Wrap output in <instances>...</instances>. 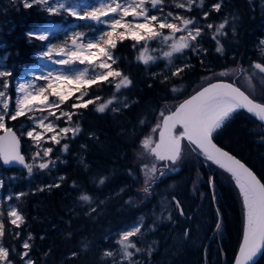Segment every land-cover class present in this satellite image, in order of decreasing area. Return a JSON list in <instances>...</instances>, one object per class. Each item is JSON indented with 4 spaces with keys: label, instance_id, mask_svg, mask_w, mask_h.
<instances>
[{
    "label": "trees",
    "instance_id": "1",
    "mask_svg": "<svg viewBox=\"0 0 264 264\" xmlns=\"http://www.w3.org/2000/svg\"><path fill=\"white\" fill-rule=\"evenodd\" d=\"M215 2L205 0V9ZM220 2L221 12H211L207 21L202 19L200 9L184 14L205 27L208 22L218 25L227 19V35L218 37L223 54L215 51L217 42L211 39L214 29L206 30L202 39V48L207 50L203 63L189 50L169 63L161 56L156 41H149L148 52L159 58L144 65L137 60L144 48L125 41L114 55L119 70L132 84L119 93L114 87H92L90 95L102 99L74 116L73 124H79L81 132L74 140L65 141L70 145L67 153L55 147V167L44 171L34 168L29 176L26 169L5 168L0 162L4 173L0 175V209L6 212L16 207L25 217L24 225L15 230L21 234L19 239L4 237L6 247L22 251L21 241L31 234L35 264H112L102 250L113 244L125 225L143 214L159 226L150 236L158 242V248L149 255L134 252V264L234 263L245 217L231 175L205 160L192 143L185 141L190 148L185 147V156L182 154L174 167L178 170L166 171L163 177L158 172L147 185L149 193H145L140 155L143 140L161 123L159 113H171L209 81L235 82L250 97L264 103V93L257 96L245 80L247 77L252 82L257 76L264 79L257 70L249 71L250 63L264 61V45L260 44L264 40V0ZM66 18L65 13L50 15L39 6L25 9L20 2L0 0V56L5 57L7 69L12 72L11 80L36 64V53L46 44L26 33L46 24L66 22ZM186 61L190 64L182 76L170 74ZM233 70V74L228 73ZM221 72L227 75L221 76ZM108 99H113V104L104 113L96 112L95 107ZM6 123L16 129L15 122ZM19 137L22 153L32 163L29 144ZM215 142L246 163L264 182V126L255 117L245 110L234 113L216 134ZM187 148L191 152L185 154ZM210 178L214 189L209 185ZM53 182L61 186L49 188ZM20 193L25 195L15 199ZM10 195L13 199L6 202L4 197ZM81 195H88L89 201L81 200ZM176 201L182 205L183 216L174 207ZM217 222L222 225L220 231ZM7 227L12 229L10 224ZM13 259L18 261L16 256ZM256 264H264V254Z\"/></svg>",
    "mask_w": 264,
    "mask_h": 264
},
{
    "label": "snow or ice",
    "instance_id": "2",
    "mask_svg": "<svg viewBox=\"0 0 264 264\" xmlns=\"http://www.w3.org/2000/svg\"><path fill=\"white\" fill-rule=\"evenodd\" d=\"M20 2L25 9L39 6L42 11L50 15L66 13L77 21L88 22L83 26L88 31L99 33L97 36L87 38L88 32L74 31L61 43L45 45L46 50L40 53L41 58L65 70L48 71L42 76H37L35 79L40 83H20L16 86L15 81L10 79L11 71H0V132L3 133L0 135V160L6 166L13 163L23 166L29 176L33 174L34 168L44 171L55 167L58 159L53 158L55 147L58 146L62 153L69 151L70 145L65 141L74 140L81 132L79 124H73L74 116L79 110L97 105V101L102 99L100 96L90 95L93 86L114 87L115 92L119 93L132 84L128 76L117 66L114 50L119 44L131 41L133 47L138 45L143 47L144 51L139 53L137 60L144 65L159 58L147 55L146 45L149 41H161L167 45L170 50L163 51L162 55L169 60V63L174 53L181 54L185 50L199 57L203 63L207 50L202 48V39L206 35V30L214 29L215 35L211 39L217 42L215 51L224 53L218 37L227 35V19L218 25L208 22L205 27L195 18L184 14L200 9L202 19L207 21L211 12H221L220 0L209 5L207 9H205V0H102L98 6L79 12L72 5L66 6L65 3H58L56 0H20ZM166 5L170 10L165 12ZM231 31L234 35V26ZM34 39L44 42L49 40V36L38 34ZM260 44L264 45V40H261ZM189 64L190 61H186L183 66L177 67L170 74L182 76ZM76 66L84 67L83 70L75 71ZM252 69L264 74V61L250 63L249 71ZM220 75L224 76L227 73L221 72ZM10 87L17 93L15 97L8 92ZM173 91L175 92L176 89ZM189 99L196 102L193 112L199 118L198 125L193 123L189 113L181 112L177 108L171 114L175 119L169 121V131L163 139L160 138L161 129L155 127L152 131L159 130L158 142H153L151 138L143 140L144 150L155 161L150 166L145 165L147 175L143 190L149 193L150 189L147 185L157 178L158 171L160 177L166 175L162 167L157 166V162L163 166L167 161L171 166L167 172H174L176 169L173 166L181 159L184 142L192 143L200 156L229 173L233 178L242 199L245 217L242 242L234 264H255L254 258L264 254V182L243 162L219 147L215 137L225 123L233 118V114L240 110H245L264 122V103L256 102L235 82L220 80L209 81L205 86L197 89ZM113 102V99H108L107 102L99 103L95 111L104 113ZM65 105L68 106L67 109ZM112 110L117 111L116 108ZM35 112L41 113V116L34 117L32 114ZM159 116L163 123L169 114L160 112ZM19 118L33 121L34 126L23 134L35 146V151L30 157L32 163L26 162V157L21 152L20 137L6 124V120L16 121ZM59 121H63L66 126H61ZM176 129L186 134L179 137V147H176V138L179 135ZM188 137H192V140ZM129 175L132 173L130 172ZM59 179L63 181L64 177L61 176ZM99 183L103 184L104 181L100 180ZM2 184L3 182L0 181V187ZM209 185L214 189L212 178L209 179ZM60 186L59 183L53 182L48 187ZM23 195L25 194L20 193L15 199L19 200ZM7 199L11 201L13 197L10 195ZM80 199L89 201L90 198L88 195H81ZM174 207L181 216L184 215L179 201H176ZM140 219L143 220V217ZM24 223L25 217L16 207H9L6 212L0 209V264H35L31 255L32 245L29 243L32 239L31 234L21 241L22 251L6 247L4 244L6 235H11L15 239L20 238V232L15 230L20 229ZM9 224L12 229L7 227ZM221 227V223L217 222V231H220ZM141 233L142 227L133 224L130 229L123 230L116 241L124 249V259L128 264H134V253L129 252L128 249H134L136 253L141 251L133 240ZM112 254L109 250L104 256L111 257ZM13 256L18 257V261L13 259Z\"/></svg>",
    "mask_w": 264,
    "mask_h": 264
},
{
    "label": "rangeland",
    "instance_id": "3",
    "mask_svg": "<svg viewBox=\"0 0 264 264\" xmlns=\"http://www.w3.org/2000/svg\"><path fill=\"white\" fill-rule=\"evenodd\" d=\"M5 2L6 3H14V4H17L18 2H20V0H17V2H12V0H5ZM56 2H58V3H65L66 6L70 4V5H72L79 12V11H83V10H89L92 7L98 6L99 3L102 2V0H56ZM20 3H22V2H20ZM168 10H170V9L167 8V5H166L165 6V12L168 11ZM171 10L174 11L175 9H171ZM153 11H155V10H153ZM65 15H67V14L65 13ZM65 21L66 22H61L59 24H46V25H44V26H42V27H40V28H38V29L30 32L28 36L34 37L35 35H38V34H46V35L49 36V40L48 41H45L46 42L45 45H49L50 43L51 44L61 43L67 36H70L74 31H81V30H83V31L88 32V37L87 38H91L93 36L99 35V33H95V32L88 31V29L86 27H83L88 22H85V21H77V20H75L73 17H71L69 15H67V18L65 19ZM94 27H95V25H94ZM100 27L103 28L104 26H100ZM177 35H179V34H177ZM155 44L157 45L158 50L161 52V56L162 57H163V55H162L163 51L170 50L167 47V45H165L161 41H156ZM43 50H46V48L44 47L41 51H39V52L36 53V59H37L36 61L37 62H36V64L34 66L29 67L27 69H24L20 73L19 77L13 79L15 81V85L16 86H18L20 83L37 84V83H40V82H38L35 79L37 76H42V75L46 74L48 71H64L65 70L61 66L52 65L51 62L49 60H47V59H42L40 53ZM147 55H150V53L147 52ZM178 55L179 54L174 53L173 56L171 57V61H173L175 59V57H177ZM5 60L6 59H5L4 56H0V71H8L7 64H6V61ZM83 67L84 66H76L74 70L75 71H80V70H83ZM234 71L235 70L228 71V73L233 74ZM69 74H71V73H69ZM245 80L253 88V91H254V93L257 96L258 95H262L261 93H264L263 92L264 91V79H262V78H260V77L257 76V77H255V79L254 78L252 79L253 80L252 82L247 77L245 78ZM224 81H226V80H224ZM8 92L11 93L13 97H15L17 95V93H15L13 91V88H11V87L8 89ZM67 107L68 106L66 105V108ZM32 115L34 117H37L38 118V117L41 116V113L35 112ZM7 121H10V120H6V122ZM10 122H15V126H16V130H17L18 136H21V137H23L26 140L27 144H29L28 149L33 154V152L35 151V149L33 150V148H35V146L32 144V142L30 140L27 139L26 135H23L24 133H26L27 130H30L34 126L33 125V121L28 120L27 118H19L16 121H10ZM58 123L63 124L64 122L63 121H60ZM161 124L162 123H160L158 125L159 128L161 127ZM62 126H66V125H62ZM158 131L157 132H153L152 131L146 138H151L153 140V142H157V139H158ZM185 147H189L190 148V146H186L184 144V149H183V152H182L183 156H185L184 155ZM189 148L186 149L185 154L188 151L191 152V149H189ZM140 155H141V158H142V161H143L142 167H143V170H144V183H145V176L147 175V173L145 171V165H149L150 166L155 161H154V158L149 153H147L144 150L143 146H142ZM178 163L179 162H177V164ZM177 164L175 166H173V167H176ZM157 166L158 167H162V170L164 172L168 171L169 170V167H171V166H169L167 164V161L164 162V165L163 166L160 165L157 162ZM22 170H24V169H22ZM158 172L156 173V175L158 174ZM1 174H4V173L0 171V175ZM0 181H1V176H0ZM0 189H1V187H0ZM7 197L8 196L4 197V199L6 200V202L8 201ZM134 224H136L137 226H141L142 227V233L140 235H138L137 237H134L133 238V240L136 243L137 247H139L141 249V251H143V248H146L148 252H152L153 249L158 246V242L157 241H150L147 238V232H146V234H144V231H145V229L148 228V225L149 224L148 225L147 224L145 225V221L144 220H141V219L139 221L135 222ZM152 225L153 226H150L149 227V230H151V231L155 230L156 227H159L158 225L157 226H154V225H156L155 223H152ZM131 226H129L127 228L126 227L123 228L121 231L118 232L117 235H120L121 232L123 230H125V229H130ZM117 235L114 238L113 245L111 247L109 246L108 248L102 250V255H104V253L106 251H109L110 250V251H112L113 254H112L111 257H108V259L111 261L112 264H128V261L126 259H124V249L121 248V246L116 243L117 239L119 238V237H117ZM137 241L139 242V245H138ZM128 251L129 252H133V253L135 252L134 249H128Z\"/></svg>",
    "mask_w": 264,
    "mask_h": 264
},
{
    "label": "water",
    "instance_id": "4",
    "mask_svg": "<svg viewBox=\"0 0 264 264\" xmlns=\"http://www.w3.org/2000/svg\"><path fill=\"white\" fill-rule=\"evenodd\" d=\"M224 82H228V81H224ZM247 94V93H246ZM193 96V94L191 95V96H189L187 99H185L184 101H182L177 107H176V109L177 108H179L180 109V111L181 112H187V113H189L190 115H191V117H192V120H193V123L194 124H199L200 123V121H199V118L196 116V114L193 112V106L195 105V101H190V97H192ZM186 102H188V103H186ZM257 102V101H256ZM259 103V102H258ZM181 106H183L182 108H181ZM172 114V112L171 113H169V116L168 117H166L165 118V120H164V122L161 124V127H160V129H161V136H160V138L161 139H163V137L164 136H166L167 135V133H168V131H169V128H168V125H169V121L170 120H172V119H175V117L174 116H172L171 115ZM252 115V114H251ZM253 116V115H252ZM253 117H255V116H253ZM256 118V117H255ZM257 119V118H256ZM258 120V119H257ZM259 121V120H258ZM263 126H264V122H261V121H259ZM14 131V130H13ZM176 132L177 133H179V135L177 136V138H176V141H177V143H176V147H179V144H178V141H179V137L180 136H183V135H186L185 133H180V130L179 129H176ZM0 135H3V133H1ZM188 139L189 140H192V137H188ZM157 142H158V139H157ZM20 143H21V139H20ZM220 147V146H219ZM223 149V148H222ZM223 150H225V149H223ZM226 151V150H225ZM21 152H22V143H21ZM228 152V151H227ZM230 153V152H229ZM23 154V153H22ZM231 155H233L232 153H230ZM24 155V154H23ZM233 156H235V155H233ZM236 157V156H235ZM237 159H239L238 157H236ZM241 162H243L241 159H239ZM0 162H1V164L3 165V167H5V168H15V169H25L23 166H21V165H18V164H15V163H13V164H11V165H4L3 164V162H2V160H0ZM27 162V161H26ZM244 163V162H243ZM247 167H249L246 163H244ZM250 168V167H249ZM251 169V168H250ZM176 170H178V168H176ZM175 170V171H176ZM252 170V169H251ZM253 171V170H252ZM254 172V171H253ZM255 173V172H254ZM256 174V173H255ZM239 252V251H238ZM238 255V254H237ZM261 256H262V254H259L256 258H254L255 259V264L259 261V259L261 258ZM234 264V263H233Z\"/></svg>",
    "mask_w": 264,
    "mask_h": 264
},
{
    "label": "bare ground",
    "instance_id": "5",
    "mask_svg": "<svg viewBox=\"0 0 264 264\" xmlns=\"http://www.w3.org/2000/svg\"><path fill=\"white\" fill-rule=\"evenodd\" d=\"M255 101H256V100H255ZM257 102H258V101H257ZM259 103H260V102H259ZM172 112H173V111H172ZM12 129H13L14 131H16L15 128L12 127ZM164 209H165V208H164ZM166 209H167V208H166ZM166 209H165V210H166ZM165 210H164V212H165ZM154 211H155V210H154ZM169 212H170V211H169ZM160 214H161V213H160ZM144 215H145V214H144ZM162 215H163V214H162ZM168 215L171 216L172 214H168ZM147 216H148V215H146L145 217H143V214H142V216H141V215H138L137 218L135 217L136 220H134L133 222L128 223L127 225H125V227L127 228V227L131 226V225L134 224L135 222L139 221V220H140V217H143V220L145 221V225H146V224H147V225L149 224V225H148V228L145 229L144 234H146V232H147V238H148L150 241H156L155 239L150 238V236L155 232L156 228H155V230H153V231L149 230V227H150V226H153V225H152V222L149 223V221L146 220ZM166 216H167V214H166ZM166 216H165V217H166ZM148 218H149V217H148ZM152 218H153V216H152ZM149 219H150V218H149ZM154 219H155V218H154ZM154 219H153V221H155ZM156 221H157V220H156ZM157 222H158V221H157ZM154 223H156V222H154ZM159 223H160V221H159ZM154 226H157V225H154ZM125 227H124V228H125ZM121 230H122V229H121ZM121 230H120V231H121ZM155 234H156V233H155ZM156 235H157V234H156ZM117 237H119V235H117ZM161 237H162V236H161ZM137 243H138V245H139V242H138V241H137ZM112 245H113V244H112ZM112 245H111V246H112ZM111 246H110V247H111ZM156 248H158V246L155 247V248L153 249V251H155ZM143 251H145L148 255L151 254V253L153 252V251H152V252H148L146 248H143Z\"/></svg>",
    "mask_w": 264,
    "mask_h": 264
}]
</instances>
